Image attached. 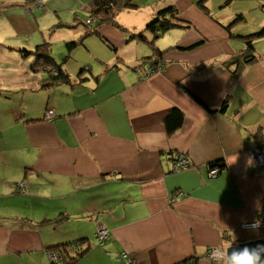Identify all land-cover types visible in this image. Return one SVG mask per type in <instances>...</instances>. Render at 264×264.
I'll list each match as a JSON object with an SVG mask.
<instances>
[{
  "label": "crops",
  "instance_id": "0c3cea01",
  "mask_svg": "<svg viewBox=\"0 0 264 264\" xmlns=\"http://www.w3.org/2000/svg\"><path fill=\"white\" fill-rule=\"evenodd\" d=\"M195 2L172 3L191 28L155 42L170 49L163 69L144 64L150 45L128 33L113 41L115 55L91 36L98 50L87 39L80 47L93 60L81 52L78 61L85 82L43 89L48 71L33 70L34 60L31 80L15 91L18 104L0 100V264H51L49 247L76 241L90 246L76 264H124L125 256L138 264H216L209 254L226 241L264 239L241 227L264 216V168L249 154L264 150L255 135H264V38L255 43L259 61L235 75L224 63L243 44L226 29L230 17L207 15ZM147 20L123 27L138 33ZM253 26L233 31L254 32L264 20ZM26 52L16 51L31 58ZM119 58L122 67L109 71ZM74 66L67 72L75 80ZM173 108L184 121L169 134L164 119ZM180 154L191 167L172 172ZM216 162L224 167L211 177ZM101 225L109 234L103 246Z\"/></svg>",
  "mask_w": 264,
  "mask_h": 264
},
{
  "label": "rangeland",
  "instance_id": "374dc122",
  "mask_svg": "<svg viewBox=\"0 0 264 264\" xmlns=\"http://www.w3.org/2000/svg\"><path fill=\"white\" fill-rule=\"evenodd\" d=\"M91 1L45 0L43 6L39 7L34 4L29 7L26 4V0H0V100H3V103L7 104V106L17 105L19 93L15 91L18 87L31 80L28 76L33 71L28 67L35 60V55H31L30 59H26L17 55L16 51L18 50L35 51L38 45L45 42L50 43L51 54L57 64L62 65L66 70L72 64H75L74 69L78 73L81 71L80 65H78L81 52L85 54H83V59L93 60L89 57L87 49L80 47L82 45L73 50V52L76 51V55L73 58L71 56L68 57L69 50L67 47V43L80 41L84 35V23L90 17L87 7ZM174 1L134 0V3L139 8L122 13L120 17L118 16V22L123 26L124 23L126 25L140 24V21L142 19L146 21V18L148 19L147 21H151L150 15L156 11V8L159 10L167 7ZM226 1L208 0L206 6L218 18L230 17V22L238 14L244 13L240 11L241 7H243L246 10L244 13L246 22L239 25V28L247 30L254 27V23L260 22V18L264 20V0H233L234 2L232 1L228 5H226ZM145 23H143L144 28L149 22ZM103 27V29L101 28L103 34L113 44V41L120 40L121 36H124L121 30L114 25L109 24ZM169 33L160 37L156 42L164 41L169 36ZM148 35L152 41L153 35ZM86 39L87 41H85ZM86 39L84 40L85 45L87 42L89 47L92 46L98 50L97 45L94 43V40H99L97 37H87ZM99 42L102 44L105 54L112 52L111 54L115 55L114 49H111L102 41ZM21 46L23 47L21 48ZM146 48L154 53L149 46H146ZM22 53L24 54V52ZM85 61L88 60H83V63H86ZM40 69L42 70V68ZM50 69L52 70V67ZM6 97H9V99H6ZM215 168L219 167H214L211 170Z\"/></svg>",
  "mask_w": 264,
  "mask_h": 264
},
{
  "label": "trees",
  "instance_id": "16d2710c",
  "mask_svg": "<svg viewBox=\"0 0 264 264\" xmlns=\"http://www.w3.org/2000/svg\"><path fill=\"white\" fill-rule=\"evenodd\" d=\"M208 0H196V5L200 10H202L205 14L211 15L210 10L206 6ZM233 0H227L226 5L232 3ZM236 1V0H235ZM27 5L29 4H37L40 7L39 0H26ZM234 2V1H233ZM45 0L43 1V5ZM30 7V6H29ZM139 7L134 3V0H92L87 9L89 11L90 17V24L87 21L84 23V28H86V32L82 36L80 41H71L67 43V47L69 53L76 49L78 46L82 45L84 40L87 37L97 36L99 39L104 43L107 44L111 49L115 50L117 53L118 48L112 44L107 38H104L100 33V30L105 25H114L118 29H120L124 33L129 34V39L138 40L143 43H147L153 49L154 53L151 56L145 58L144 64L147 63L149 68L152 71H157V68L161 67L162 60L168 50H160L155 45V42L166 35L173 29H189L191 28V24L187 21H184L180 17V11L175 4H170L167 7L161 8L157 11L154 18L149 21L146 27L139 31L138 33H131L128 29L124 28L118 22V16L128 10H137ZM246 22V18L244 13L238 14L236 18H234L231 23L226 26V29L230 33V37L234 40L240 41L243 44V49L239 51L237 54L233 55L231 58L226 60L224 65L232 72L239 76L241 73L247 68L259 61V55L256 51L255 43L256 41L264 38V26L258 28L254 32L251 33H237L235 34L233 29L236 26H239ZM94 26V27H93ZM147 33L153 35V40L146 36ZM201 43H196L194 45L189 46L186 48L187 50L194 49L198 47ZM31 54L35 55V62L33 63L32 69L35 70L36 68L40 67L42 69H46L48 71V78L43 80L42 88L48 89L56 85L60 84H69L74 85L73 82H77L81 84L85 82L86 79L82 78L81 76L87 70V67H83L81 71L77 74L75 80L69 75L66 69L62 67V65L57 64L56 60L51 54V45L50 43H44L38 45L35 51L30 52ZM122 65V59H118L116 64L108 68L109 71L111 70H119ZM159 65V66H158ZM52 67V70L50 69ZM163 69V68H161ZM54 72V73H53ZM99 78V76H98ZM97 78V79H98ZM227 106V102L224 103V108ZM50 110L46 113L47 114ZM54 111V110H53ZM55 116V113H54ZM54 118V117H53ZM184 121V114L178 108H173L169 114L164 119V124L166 126V130L169 134L175 133L179 130ZM256 138H259V141L263 140L264 143V135L262 131L258 129L255 132ZM212 168L220 167V170L223 169L224 166L221 165L220 162H216L212 164ZM83 244L85 242L76 241L71 243H63L59 245L51 246L47 249L48 253L58 254L61 258L57 262L51 260L49 254V258L51 260V264H76V262L85 254L87 250L90 249V246H86L83 248ZM98 245V242H97Z\"/></svg>",
  "mask_w": 264,
  "mask_h": 264
},
{
  "label": "built area",
  "instance_id": "2783aa9c",
  "mask_svg": "<svg viewBox=\"0 0 264 264\" xmlns=\"http://www.w3.org/2000/svg\"><path fill=\"white\" fill-rule=\"evenodd\" d=\"M43 1L44 0H39L40 6H43ZM87 23L90 24V20H87ZM159 70H161V68H159ZM155 72V71H154ZM54 117V111L50 110L47 114V119H52ZM249 154L251 156V158L253 159V161L255 162L256 166L258 167V169L264 168V150L262 147L257 146L252 148L249 151ZM191 167V161L187 158L186 155L184 154H180L178 156L175 157L174 162H173V167H172V172H181L183 170H187ZM220 168H215L213 170L210 171V176L211 177H216L219 173H220ZM20 187H23L24 185L21 184L19 185ZM260 221V227H259V231H263L264 232V216L258 217V219ZM254 220V221H256ZM254 221H247L245 223L242 224V229L243 231L246 232H252V231H256V230H252L250 228H246L245 225H250L252 224ZM97 239H98V245L103 246L104 243L108 240V230L106 229L105 226H99L97 229V233H96ZM215 249H213L210 254H209V258L213 259V251ZM50 258L52 261L57 262L58 260H60V256L58 254H54V253H50L49 254ZM124 264H138L135 259L125 256L124 258Z\"/></svg>",
  "mask_w": 264,
  "mask_h": 264
},
{
  "label": "clouds",
  "instance_id": "9594fccd",
  "mask_svg": "<svg viewBox=\"0 0 264 264\" xmlns=\"http://www.w3.org/2000/svg\"><path fill=\"white\" fill-rule=\"evenodd\" d=\"M246 228L258 230L260 221L256 220L250 225H245ZM232 242H225L222 247L213 251V259L216 264H264L261 255L264 253V245H257L255 248L245 246L242 249H233L229 254V248H232Z\"/></svg>",
  "mask_w": 264,
  "mask_h": 264
},
{
  "label": "water",
  "instance_id": "95a60500",
  "mask_svg": "<svg viewBox=\"0 0 264 264\" xmlns=\"http://www.w3.org/2000/svg\"><path fill=\"white\" fill-rule=\"evenodd\" d=\"M257 245H264V239H257V240H253V241H248V242H240L238 244H234L232 245V248H229V254L233 251V249H242L245 246L249 247V248H255ZM262 260H264V253H262L261 255Z\"/></svg>",
  "mask_w": 264,
  "mask_h": 264
}]
</instances>
